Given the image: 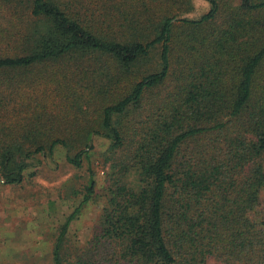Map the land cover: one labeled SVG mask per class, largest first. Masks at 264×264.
I'll return each mask as SVG.
<instances>
[{
    "label": "trees",
    "instance_id": "trees-1",
    "mask_svg": "<svg viewBox=\"0 0 264 264\" xmlns=\"http://www.w3.org/2000/svg\"><path fill=\"white\" fill-rule=\"evenodd\" d=\"M192 1L0 0V114L25 81L13 73L49 64L63 66L69 104L100 103L93 125L60 134L42 129L44 102L24 94L0 177L21 183L35 156L58 146L80 168L94 135L108 141L96 230L85 247H66L96 195L90 168L53 264H264V0H206L207 13L183 16ZM156 50L159 68L139 73Z\"/></svg>",
    "mask_w": 264,
    "mask_h": 264
},
{
    "label": "rangeland",
    "instance_id": "rangeland-1",
    "mask_svg": "<svg viewBox=\"0 0 264 264\" xmlns=\"http://www.w3.org/2000/svg\"><path fill=\"white\" fill-rule=\"evenodd\" d=\"M210 8L211 5L206 0H193L190 11L183 13V16L198 18ZM158 56L159 50H156L150 59L137 66L138 72L157 70ZM62 68L59 64H49L30 67L22 73H13L15 83L20 78L25 81L18 95L12 100L10 107L13 111L5 116L0 114V152L4 142L8 141L9 132H17L23 127V115L16 110H20L19 105L20 101L23 102L24 94L27 95L26 104L32 102V98L44 102L49 116V119L42 123V129L45 131H59L60 134L65 131L75 135L87 122L93 125V120L100 114V103L93 100L90 106L83 110L79 109L75 102L69 104L63 98L61 87L58 85L60 80L63 81L65 74ZM52 71L58 79L45 80L46 73ZM74 74H69V77L74 79L70 86L79 90L82 83L77 81ZM93 75L90 70V82L94 80ZM0 112H5L2 105ZM63 115H67L68 119L62 120ZM4 122H7L10 128L4 126ZM93 145L94 149L91 153L89 151V158L84 160L80 168L70 164L66 160L64 150L58 146L53 157L37 154L31 161V167L24 172L21 183H6L5 179L0 177V264H53L52 249L59 230L67 216L82 200L91 168L97 182L96 195L83 207L78 218L71 222L65 244L74 250L85 247L90 241L103 206V188L107 183L108 170L103 161L108 141L94 135ZM262 198L264 200V193ZM205 264L221 263L216 258H210Z\"/></svg>",
    "mask_w": 264,
    "mask_h": 264
}]
</instances>
